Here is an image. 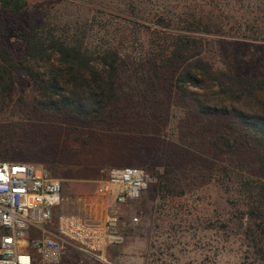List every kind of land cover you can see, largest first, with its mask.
I'll return each mask as SVG.
<instances>
[{
    "label": "rangeland",
    "instance_id": "obj_1",
    "mask_svg": "<svg viewBox=\"0 0 264 264\" xmlns=\"http://www.w3.org/2000/svg\"><path fill=\"white\" fill-rule=\"evenodd\" d=\"M183 1L26 0L24 15L0 21L11 29L10 42L20 51V29H47L76 19L89 21V42L100 46L115 41L117 19H135L156 29L144 19L155 23L169 15L178 20ZM236 3L231 24L203 36L219 43L225 63L251 69L264 56V0ZM118 7L126 12L120 14ZM130 7L138 18L128 15ZM148 69L121 64L115 84L121 98L114 113L119 122L104 123L44 109L45 100L32 81L16 77L13 93L0 97V163L45 168L61 181L65 196L94 193L110 169L145 170L150 176L146 188L113 210L123 241L106 249L110 264H264V242L256 246L252 240L257 237L247 206L250 191L259 187L256 167L247 148H233L236 119L222 112L218 117L196 113L188 100L174 94L170 73L152 79ZM61 264L102 263L69 252Z\"/></svg>",
    "mask_w": 264,
    "mask_h": 264
},
{
    "label": "trees",
    "instance_id": "obj_2",
    "mask_svg": "<svg viewBox=\"0 0 264 264\" xmlns=\"http://www.w3.org/2000/svg\"><path fill=\"white\" fill-rule=\"evenodd\" d=\"M194 1H183L178 20L169 15L155 23L144 19L156 29L119 18L114 22L115 41L100 46L89 42V21L76 19L47 29H20V51L10 42L11 29L0 21V97L13 93L16 77H27L45 100L44 109L104 123L116 119L114 113L120 109L115 84L124 61L149 67L152 79L170 73L174 94L188 100L193 111L206 117L222 112L236 119L239 131L233 148H247L256 167L259 187L250 191L252 202L247 206L257 237L252 240L258 246L264 242V56L251 69L225 63L217 51L219 43L203 35L223 32V23H230L237 10L236 0H221V5L219 0ZM26 8V0H0V17L24 15ZM130 10L128 15L138 18V11ZM234 149L228 146L231 154Z\"/></svg>",
    "mask_w": 264,
    "mask_h": 264
},
{
    "label": "built area",
    "instance_id": "obj_3",
    "mask_svg": "<svg viewBox=\"0 0 264 264\" xmlns=\"http://www.w3.org/2000/svg\"><path fill=\"white\" fill-rule=\"evenodd\" d=\"M149 181L141 168L110 169L94 193L68 198L45 168L0 163V264H61L69 252L110 264L106 249L123 241L113 210Z\"/></svg>",
    "mask_w": 264,
    "mask_h": 264
},
{
    "label": "crops",
    "instance_id": "obj_4",
    "mask_svg": "<svg viewBox=\"0 0 264 264\" xmlns=\"http://www.w3.org/2000/svg\"><path fill=\"white\" fill-rule=\"evenodd\" d=\"M90 194H92V193H90ZM85 195H89V193H80V194H76V196H85ZM63 196L64 197H68V198H74V197H76L75 195H64L63 194Z\"/></svg>",
    "mask_w": 264,
    "mask_h": 264
}]
</instances>
